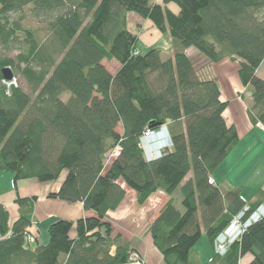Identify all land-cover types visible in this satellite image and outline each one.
Listing matches in <instances>:
<instances>
[{
  "label": "trees",
  "instance_id": "obj_1",
  "mask_svg": "<svg viewBox=\"0 0 264 264\" xmlns=\"http://www.w3.org/2000/svg\"><path fill=\"white\" fill-rule=\"evenodd\" d=\"M129 14L170 36L173 58L164 60L157 49L142 55ZM30 19L42 29L27 25ZM191 48L211 63L241 60L239 76L253 96L250 118L264 127V80L257 75L264 63V0H0V172L13 173L15 185L54 183L65 172L59 192L48 198L95 213L57 221L48 245L33 249L27 235L38 198L18 196L21 215L10 233L0 205V264L125 263L129 251L114 249L118 236L105 220L125 200L123 185L140 205L180 188L184 212L170 201L149 227L164 264H195L203 232L213 243L229 227L247 203L210 179L239 134L224 119L229 104L217 81L197 75L186 54ZM106 59L118 63L117 72L106 68ZM5 69L28 89L8 90ZM163 125L172 148L148 162L140 141ZM112 150L118 152L107 163ZM263 203L261 193L251 212ZM243 235L213 263L240 264L251 255V264H264V219Z\"/></svg>",
  "mask_w": 264,
  "mask_h": 264
},
{
  "label": "crops",
  "instance_id": "obj_2",
  "mask_svg": "<svg viewBox=\"0 0 264 264\" xmlns=\"http://www.w3.org/2000/svg\"><path fill=\"white\" fill-rule=\"evenodd\" d=\"M173 49V44H171L170 51L172 54L169 59L173 58ZM186 54L192 62L193 60L195 61L194 67L196 66V62L198 64L204 63V67L195 68L197 75L202 80L217 81L221 89L222 102L229 104L224 113V119H226L228 126H233L239 134L238 144L231 150L228 157L223 161V164L219 166L212 179L221 188L223 193L237 190L241 193L248 207L255 206L260 202L261 193H264V127L260 123L255 125L252 118H250L249 109L252 105L253 96L250 89L242 85L239 76L240 64L242 62L235 57H227L221 62L211 63L193 48L188 50ZM257 75L264 80V63L258 69ZM236 89L238 93H235ZM13 176V173L8 171L0 172V205L9 214V233L21 215L19 206L16 203L18 196L23 199L38 198L34 206L33 225L29 227V230L38 238L37 245L39 246L47 244L50 226L57 221L67 220L77 222L81 218L95 216L93 211L85 210L82 203L69 204L64 201L48 198L49 194L59 192V188L66 177L65 172L62 173L57 182L48 184L26 180L20 181L15 185ZM192 178L193 176L190 173L186 181ZM123 187L126 189L125 200L117 210L110 212L105 218L112 225L114 231L113 237L118 235L127 237L128 240L135 244L132 247L140 251L145 257L147 264H164L161 253L154 246V239H152L149 232V227L152 222L156 221L168 202L172 201L174 204L176 203L173 199L176 193L168 196L158 192L159 194H163L164 199H162L163 203H160V199L159 208L156 209L155 213V208L149 205L150 201L144 203L141 208L137 207L135 214H137L139 221L133 224L127 218L131 215L132 208L140 205L139 197L134 190L129 189L125 185ZM155 198L159 199L158 196ZM182 199V196L178 199L180 204L182 203ZM46 232L48 233L47 236ZM76 236L77 232L74 229L72 230V237L76 238ZM3 239L5 238L0 234V240ZM199 245L200 241L193 252L192 258H194L195 264H214L213 260L216 257L211 240L208 239V245ZM252 262L253 256L246 255L241 259L240 264H251Z\"/></svg>",
  "mask_w": 264,
  "mask_h": 264
},
{
  "label": "rangeland",
  "instance_id": "obj_3",
  "mask_svg": "<svg viewBox=\"0 0 264 264\" xmlns=\"http://www.w3.org/2000/svg\"><path fill=\"white\" fill-rule=\"evenodd\" d=\"M161 1V0H159ZM169 8L172 9L173 11L175 12H178V8L175 4H170L169 5ZM128 27H129V30L135 34L136 36L139 37V42H138V46L137 48H139V51H141V54L142 55H145L147 53H149L150 50H153V49H157V50H161L162 52V58H164V60H167L169 59V57L171 56V51H170V46L172 44V40L170 38V36H167V35H164L162 34L159 30H157L155 28V26L152 25V23L149 21V20H144L142 19L141 17L139 16H135L134 14L133 15H128ZM30 22L27 24V25H31L33 26L35 29L37 30H41L42 29V26L38 25L37 23H35V21L33 20H29ZM193 65L195 64V61L193 60ZM104 65L106 66V68L109 70V71H112L113 73L117 72V68H118V63H116L114 60H108L106 59ZM204 67V63H199L196 62V67ZM198 69V68H197ZM17 79V85H19L20 88H24L25 90L28 89V85H26V81L24 80V78H16ZM69 98V95H65L64 97V100H67ZM168 126V125H167ZM166 125H163V127H167ZM163 127L159 128V129H156V130H153V131H156L158 133H163L162 130H163ZM121 131V127L119 129V132ZM167 131L169 132L168 128H167ZM166 134V133H164ZM170 136H171V133L169 132ZM162 135V134H160ZM164 140V139H163ZM161 139V141H163ZM142 147L144 148V146L142 145ZM172 147H169V148H163V152L165 150H169L171 149ZM118 150H112L107 156V163H110L111 160L116 157V154H117ZM144 154H145V151L143 150ZM145 157L147 159V154H145ZM193 176V174H192ZM61 177V176H60ZM14 178V176H13ZM34 182H37L35 180H33ZM162 193V192H161ZM164 194V193H163ZM163 194H159V193H156L154 196H152V198H150L147 202H151L149 205L150 207H153L155 208V211L154 213L157 211L156 209H158V204H159V201L161 199V202L160 203H163V200L164 199V196ZM180 188L176 191V194L174 195V200L176 201L175 203V206H178L179 209L181 211L184 212V209L183 207L181 206L180 204V201L178 200L179 198H181L180 196ZM159 197V199L155 198V197ZM155 199V200H154ZM146 202V203H147ZM143 205H136L134 206V208H132V212H131V215L127 218L129 220L130 223H135V222H138L139 219L137 218V214H135V211L137 209V207H142ZM153 210V209H152ZM154 222L151 223V225L153 224ZM150 225V226H151ZM149 232H150V229H149ZM46 236L48 235V233L46 232L45 233ZM151 234V233H150ZM115 238L117 236H114ZM47 244H44L45 246L48 245V242H49V236L47 237ZM117 240V243H116V246H114V249H116V247H121L122 249H125L127 248L128 249V254L132 253V252H136L137 250H135L132 245L134 244L132 241L128 240V238L122 236V235H118V237L116 238ZM136 241V240H135ZM134 241V242H135ZM208 245V238L206 237L205 233L203 235V238L200 240V245ZM32 245V248L35 249L37 248V244H31ZM135 245V244H134ZM199 245V246H200ZM212 248L214 249V254H215V247H214V242L212 243ZM135 251H134V250ZM143 258V260L145 261V264H147V261L145 260V257L142 255V253L140 251H137ZM215 257L216 254H215ZM219 258V257H217ZM194 260V258H193ZM195 261V260H194ZM197 262H198V259H197ZM202 262V261H201ZM206 262V261H204ZM203 263V262H202Z\"/></svg>",
  "mask_w": 264,
  "mask_h": 264
},
{
  "label": "built area",
  "instance_id": "obj_4",
  "mask_svg": "<svg viewBox=\"0 0 264 264\" xmlns=\"http://www.w3.org/2000/svg\"><path fill=\"white\" fill-rule=\"evenodd\" d=\"M5 85L7 86L8 90L11 89V87L15 86L17 87V79L14 78L11 81H5ZM235 93H238V90L236 89ZM163 133H158L153 130H147L145 131L140 144L141 148L145 151V154H147V161L153 162V160H157L163 157V148H169L172 147L173 143L171 140V136L169 132L167 131V127H163L162 130ZM164 133H166V140L159 141L161 143V147L154 148L152 145L148 144V140L154 135L162 136ZM162 134V135H160ZM147 140V141H146ZM144 146V148L142 147ZM153 147V148H152ZM210 184L216 185L214 180L210 179ZM250 213V215H249ZM264 219V204L256 208L251 212L250 207L246 206L241 210V212L238 213L237 216H235L231 223L229 224V227L226 228L223 232L220 233L219 236L214 241V247H215V254L217 257L222 258L229 252L232 244L239 242L243 234L252 227L255 223H258ZM36 236L34 234L28 233L27 235V241L28 243L34 244L35 243ZM118 264H145V261L143 260L142 256L136 251L130 253L125 263H118Z\"/></svg>",
  "mask_w": 264,
  "mask_h": 264
},
{
  "label": "bare ground",
  "instance_id": "obj_5",
  "mask_svg": "<svg viewBox=\"0 0 264 264\" xmlns=\"http://www.w3.org/2000/svg\"><path fill=\"white\" fill-rule=\"evenodd\" d=\"M167 136L166 134H163L162 136H159V135H153L149 140H148V144L152 145L154 148H159L161 147V143L159 141H161V139L163 140H166ZM147 141V140H146ZM152 147V148H153Z\"/></svg>",
  "mask_w": 264,
  "mask_h": 264
},
{
  "label": "water",
  "instance_id": "obj_6",
  "mask_svg": "<svg viewBox=\"0 0 264 264\" xmlns=\"http://www.w3.org/2000/svg\"><path fill=\"white\" fill-rule=\"evenodd\" d=\"M3 74L5 75V79L7 81H11V80H13L15 78V75H13V72L10 69H5L3 71Z\"/></svg>",
  "mask_w": 264,
  "mask_h": 264
}]
</instances>
